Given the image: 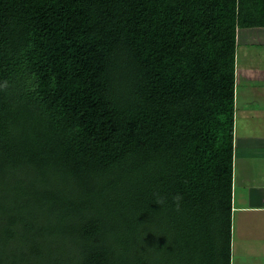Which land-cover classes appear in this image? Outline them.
Here are the masks:
<instances>
[{
	"label": "trees",
	"instance_id": "1",
	"mask_svg": "<svg viewBox=\"0 0 264 264\" xmlns=\"http://www.w3.org/2000/svg\"><path fill=\"white\" fill-rule=\"evenodd\" d=\"M238 25L264 0H0V264H231Z\"/></svg>",
	"mask_w": 264,
	"mask_h": 264
},
{
	"label": "crops",
	"instance_id": "2",
	"mask_svg": "<svg viewBox=\"0 0 264 264\" xmlns=\"http://www.w3.org/2000/svg\"><path fill=\"white\" fill-rule=\"evenodd\" d=\"M252 31L237 36L235 58L231 264H264V65L238 66L242 41H264V27Z\"/></svg>",
	"mask_w": 264,
	"mask_h": 264
},
{
	"label": "rangeland",
	"instance_id": "3",
	"mask_svg": "<svg viewBox=\"0 0 264 264\" xmlns=\"http://www.w3.org/2000/svg\"><path fill=\"white\" fill-rule=\"evenodd\" d=\"M236 29V36H239V34L244 30L246 37H248L249 33H253L252 30H254L255 27H248V29H244L239 26ZM242 44V55L240 63L238 64L241 69H248V66H254L253 68H259L264 65V41H259L258 43H245L242 41ZM238 244H240L239 240ZM232 261L234 263V259H232Z\"/></svg>",
	"mask_w": 264,
	"mask_h": 264
},
{
	"label": "clouds",
	"instance_id": "4",
	"mask_svg": "<svg viewBox=\"0 0 264 264\" xmlns=\"http://www.w3.org/2000/svg\"><path fill=\"white\" fill-rule=\"evenodd\" d=\"M182 200V197L180 195H176L175 197H173V201L176 204L177 209H179L180 206V201ZM166 203V199L164 197H160L157 200V204L163 206Z\"/></svg>",
	"mask_w": 264,
	"mask_h": 264
}]
</instances>
